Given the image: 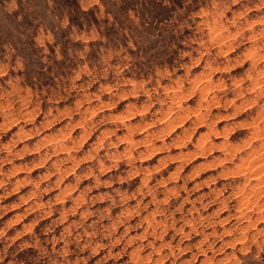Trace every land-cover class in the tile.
<instances>
[{"label": "rangeland", "instance_id": "obj_1", "mask_svg": "<svg viewBox=\"0 0 264 264\" xmlns=\"http://www.w3.org/2000/svg\"><path fill=\"white\" fill-rule=\"evenodd\" d=\"M0 264H264V0H0Z\"/></svg>", "mask_w": 264, "mask_h": 264}, {"label": "bare ground", "instance_id": "obj_2", "mask_svg": "<svg viewBox=\"0 0 264 264\" xmlns=\"http://www.w3.org/2000/svg\"><path fill=\"white\" fill-rule=\"evenodd\" d=\"M58 170V169H57ZM256 176V175H255ZM254 178H256V177H254ZM253 180V179H252ZM255 181V180H254Z\"/></svg>", "mask_w": 264, "mask_h": 264}]
</instances>
